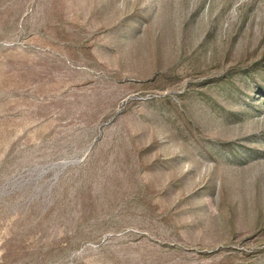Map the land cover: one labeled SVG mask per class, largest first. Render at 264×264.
<instances>
[{
	"label": "rangeland",
	"instance_id": "1",
	"mask_svg": "<svg viewBox=\"0 0 264 264\" xmlns=\"http://www.w3.org/2000/svg\"><path fill=\"white\" fill-rule=\"evenodd\" d=\"M0 264H264V0H0Z\"/></svg>",
	"mask_w": 264,
	"mask_h": 264
}]
</instances>
